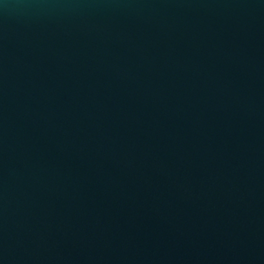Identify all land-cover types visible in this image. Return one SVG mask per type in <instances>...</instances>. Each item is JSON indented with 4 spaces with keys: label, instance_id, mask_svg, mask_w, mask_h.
<instances>
[{
    "label": "water",
    "instance_id": "1",
    "mask_svg": "<svg viewBox=\"0 0 264 264\" xmlns=\"http://www.w3.org/2000/svg\"><path fill=\"white\" fill-rule=\"evenodd\" d=\"M0 264H264V0H0Z\"/></svg>",
    "mask_w": 264,
    "mask_h": 264
}]
</instances>
